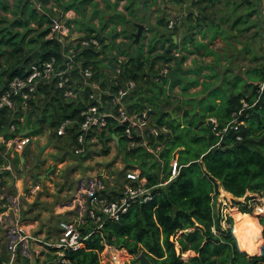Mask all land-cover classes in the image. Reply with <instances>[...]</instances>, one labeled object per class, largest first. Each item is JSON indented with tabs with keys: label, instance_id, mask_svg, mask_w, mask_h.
<instances>
[{
	"label": "trees",
	"instance_id": "trees-1",
	"mask_svg": "<svg viewBox=\"0 0 264 264\" xmlns=\"http://www.w3.org/2000/svg\"><path fill=\"white\" fill-rule=\"evenodd\" d=\"M13 1L14 17H0L1 21H4L0 24V53L8 46L7 51L12 55L10 61L5 58V61L7 60L5 63L0 62V91L7 86L10 77L22 74L30 61L41 60L52 54L60 57L59 41L56 38L45 37L48 26L41 27V30L26 39L27 34L35 29L30 27L29 23L34 20L37 25L42 26L43 22L48 20L46 14L36 10L30 0ZM9 5L7 0H0L1 9L6 10ZM163 20L162 18L161 21ZM15 26H23L24 30L20 31ZM166 39L168 44L162 51L148 55L146 68L145 61L138 58L134 63L128 62V65L124 62L121 71L123 78H133L138 85L140 82L148 83L147 88L151 92H144L142 86L140 88L137 86L127 95V99L133 98L129 103L132 109L151 107L152 117L157 112L156 105L161 98L160 95L164 98L170 95L165 86L167 77L161 75L155 78L158 69L175 58L171 53L174 44L172 38L167 36ZM24 40L27 42L37 40L38 47H25ZM155 47L151 44L149 52ZM82 52L85 61H96L99 50L88 47ZM179 59L182 61L183 58ZM158 61L160 63L155 68ZM260 68H257L259 78L250 84L252 89L249 93L244 89L238 92L226 90L221 97V94H218L220 91L215 88L207 91L205 95L210 94L212 105L207 108L206 116L202 114L197 118L199 114L197 109L185 107L184 114L189 115L185 124L158 118V123L166 124L168 127V131L158 136L161 143L163 142L158 155L147 152L141 145L126 149L124 139L120 138L124 170L137 163L148 184L163 182L171 175L172 154L177 149V172L167 182L153 188L150 200L132 204L117 220H105L99 230L85 239L83 246L67 254L69 263L57 264H101L99 251L104 247V243L116 248L123 247L133 254L144 252L152 264H264V216L259 215L254 220L255 228L259 230L261 239L263 237L262 249L248 255L245 250L238 247L231 227H223L221 224V220L232 223V216L222 210V212L214 210L219 187L236 198H232V205L236 206L240 214L252 209L253 196L247 192H264V88L258 100L244 110L246 115L242 117L245 122L240 126V131L229 130L219 144H215L217 136L207 122V117L213 115L219 124H223L230 118L231 111L240 105L241 97H246L252 102L256 96V84L264 77V63ZM147 70L152 71L153 78L148 77ZM199 70L200 68L194 69L197 72ZM239 77L241 78L240 75ZM197 82L198 80L193 78L190 85ZM175 83L176 81L172 87ZM51 85L52 83L42 85L40 89L44 95L40 102L30 108L29 114L35 113L37 109L36 118L40 121L45 119L48 112L50 126L57 125L66 117L80 119L82 103L64 98L61 91ZM185 95L187 100L190 96ZM205 95L198 98V102H202ZM38 107H41V110ZM39 113L42 114L41 118ZM165 113L168 112L162 111V116ZM119 129V125L110 124L108 133L105 134V130H102L99 137L111 138L110 132H118ZM68 131L67 139L75 143L76 124ZM237 133L241 134L240 139H236ZM160 172L162 173L159 176ZM240 197H244L242 201ZM89 224L92 225V222ZM81 229L83 233L87 231L86 228ZM178 231L180 235L175 236ZM187 250H192L193 254L186 258L182 257L181 254ZM133 264L141 263L136 258Z\"/></svg>",
	"mask_w": 264,
	"mask_h": 264
},
{
	"label": "built area",
	"instance_id": "built-area-1",
	"mask_svg": "<svg viewBox=\"0 0 264 264\" xmlns=\"http://www.w3.org/2000/svg\"><path fill=\"white\" fill-rule=\"evenodd\" d=\"M261 1L263 8L264 0ZM30 2L35 9L47 14L49 27L46 37L56 38L59 41L60 57L52 54L41 60L30 61L24 72L10 77L7 86L0 91V169L11 170L10 159L17 152H22L31 142L32 135L28 132H19L16 121L21 119L23 117L21 114L30 109L36 101L42 99L44 93L40 88L46 83H52L51 86L59 89L64 98L82 103L79 111L80 119L66 117L54 126L55 133L63 135L76 124V142L73 145L76 153H85L90 132L107 131L109 125L113 124L120 126L116 133L124 139L126 149L141 145L147 152L158 155L161 146L158 136L168 131V128L165 124L154 121L151 107L143 106L140 110L129 107L130 101L127 95L136 88L137 81L121 76L122 60L118 59L102 84V80L97 76L96 67L85 61L82 52L84 48L98 45V37L96 35L76 37L73 34L70 19L74 14L71 9L58 4H46L43 0H30ZM183 16V11L174 13L167 18L165 27L173 28ZM177 54V51L173 52L174 56ZM171 66V61L162 65L155 78L165 76ZM256 85V96L252 102L246 97H241L240 105L231 111L230 118L223 124H219L213 115L207 117L211 131L217 136L215 144H219L229 130L240 131V126L245 122L242 117L246 115L244 110L258 100L264 88V77ZM5 114H13L14 118L8 120ZM240 137L241 134L237 133L236 139ZM111 140L114 139L111 138ZM177 168V161L174 160L168 179L148 184L139 166L134 165L124 171V176L129 181L123 184L115 195H104L92 187L85 190V194L74 196L71 202L64 204L66 209L71 211L59 220V233L55 238H44L32 233L19 221L18 216L9 218L6 211L2 210V215L6 217L9 226L6 232L9 238V252L3 264H17V253L23 240L37 244L33 250L34 254L49 253L51 259L56 260L57 263H69L67 254L83 246L85 239L99 230L105 220H117L132 204L150 200L153 196V188L167 182L176 174ZM2 182L0 175V189ZM37 186V184L33 186L31 191H34ZM260 193L262 197L259 202L264 206L263 192H247L253 196L252 205L256 203L254 202L256 194ZM8 205L0 192V207L5 209ZM89 222H92V225ZM82 227L87 229L85 233L82 232ZM13 234H16V238L12 236ZM106 244L109 243H104Z\"/></svg>",
	"mask_w": 264,
	"mask_h": 264
},
{
	"label": "rangeland",
	"instance_id": "rangeland-1",
	"mask_svg": "<svg viewBox=\"0 0 264 264\" xmlns=\"http://www.w3.org/2000/svg\"><path fill=\"white\" fill-rule=\"evenodd\" d=\"M55 3H58V0H52ZM178 1V0H173ZM7 2L10 4L9 8L6 10H3L0 8V17L7 16V17H14V1L13 0H7ZM167 2H172L171 0H138L135 5L139 3L137 9H135L137 16L134 18L136 20L140 19V16H142V13L145 14L142 16L144 19L147 18V11L149 14H153L155 10H158V16L157 18L163 16L162 18H166L167 15H170L171 8L168 5H165ZM261 0H196L192 1L187 6H182L181 4H178L182 6L181 11L184 12V18L181 21L180 25L177 26L180 27L183 35V40L186 37L188 40H190L191 37L196 38L197 42L192 41L190 48L193 52L188 53V58L194 59V63H190V66H195V69L200 68L198 73L195 74V78L198 80V85L190 88L189 92H186L188 90L190 84L193 83V78L189 76H193L194 74L192 72H189L188 74H183V79L175 80L176 83L172 90L170 91V95L166 98H164L162 95L160 100H158V103L156 105L157 112L152 117L154 121L158 122V118H162L164 121H171L181 122L184 123L187 122V119L189 115L184 114V108L188 109H194L198 110L199 114L196 116L197 118L201 116L202 114L206 116L207 108L212 105L210 98V94L205 95L207 91L210 89L213 90V88L217 89L218 94H221V97L223 95V92L227 90L228 92H238L240 90H245L247 93H249L252 89L251 84H253V81H256V78H259V73H257V68H260L263 66L264 63V7L262 8ZM90 3V2H89ZM173 3V2H172ZM151 5L153 6L152 9L150 8ZM156 6H161L160 9H156ZM79 7V8H78ZM196 9V13H192L193 9ZM105 9V8H103ZM151 9V10H150ZM37 10V9H36ZM39 11V10H38ZM106 12L110 11L105 9ZM28 12V11H27ZM40 13H43L39 11ZM138 12V13H137ZM170 12V13H169ZM191 13V14H190ZM46 14V13H44ZM172 14V13H171ZM101 13H94V11H88L86 8L83 9L80 4L77 6V19H76V25L79 30H82V32L88 35L85 36H91V31L94 30L100 38L105 39L104 36H107L110 40L112 39L110 37L111 31H104L102 25V22L100 20ZM47 16V14H46ZM156 18V20H157ZM48 19V16H47ZM148 19V18H147ZM147 21V20H146ZM4 21H1L0 18V24ZM156 24L149 23V27L152 29L143 30L140 43L137 44V42H131L130 38L126 37L124 33H128L131 28L128 26V24L125 23V26L127 28V31H125L120 38L119 47L122 49V51L129 50L133 54H136V59H138L140 50H141V42H143V49L145 50L149 44L154 42V39L158 37L160 32L165 31L167 32V28L162 25L159 21L155 22ZM158 24V25H157ZM88 25L89 29H86L84 31V27ZM192 25V26H191ZM30 27L35 28L34 30L30 31L26 39L30 36H33L36 34L37 31L41 30L45 26L49 27L48 20L44 21L42 26L37 25L36 21H31L29 23ZM42 27V28H41ZM108 27V26H107ZM110 27V26H109ZM15 28L19 29L20 31L24 30L23 26H15ZM114 28V26H111V29ZM156 28V29H155ZM175 28V29H176ZM135 32V30L133 31ZM91 33V34H89ZM132 33V32H131ZM101 36V37H100ZM46 37V35H45ZM47 38V37H46ZM153 40V42H152ZM37 40H34L32 42H27L24 40L25 47L27 46H33V48L38 47L37 46ZM136 43V44H135ZM182 43V42H181ZM193 45V46H192ZM9 47L7 46L6 50H3L2 53H0V62L5 63V58L10 61L12 59V55H9L8 51ZM157 52V51H156ZM172 61V60H170ZM199 62V64L197 63ZM134 63V62H133ZM251 69L249 72V78L251 82H246L244 77L240 78L239 74L243 76L244 70L247 71ZM261 69V68H260ZM1 71V69H0ZM193 71V70H190ZM140 73V72H139ZM148 77L153 78L152 71L147 70L146 71ZM211 74V75H209ZM247 76V74H246ZM249 78H246L248 80ZM153 81V79H152ZM249 84V85H248ZM148 86V83H143L142 88H146ZM183 90V91H182ZM185 91V92H184ZM190 94V97L187 98V95ZM167 95V94H166ZM202 95H205L202 99V102H198V98H200ZM198 97V98H197ZM222 99V98H221ZM219 100V99H216ZM160 103V104H159ZM39 110H41V107H38ZM37 110V109H36ZM35 110V113L37 112ZM162 111H167L168 113H165L163 116L161 114ZM46 116H49V113L46 112ZM34 130L32 132H37L39 130V127L34 126ZM258 130H255L257 132ZM111 140V139H110ZM67 137H63L61 141H58L57 143L60 146V150H58V154H62L64 151L68 149H73L74 143L71 145V147H68ZM70 144V143H69ZM111 145L109 151H113V154L109 162L106 164V167H109L106 172V179L104 180L105 185L107 184H114L116 186H119L123 183L124 178V165L125 163L122 162V157L120 156V153L123 152V148H119L114 143V140H111L109 143ZM93 145V150H97V145L94 143H91ZM106 149V148H105ZM71 151V150H69ZM34 153V152H33ZM33 153L26 154V157L28 159H32L35 161L36 156ZM68 154L71 155V152ZM100 155H106L104 153L102 154H92L88 156L86 159L88 162H85V158H79L77 155L75 158V162H72L75 168L79 169V175L76 177H84L86 174L87 169H90L91 171H95V173L92 175L93 177L99 179L100 175V168L104 166V161L99 158ZM173 155V154H172ZM175 155V154H174ZM97 156V157H96ZM174 157V158H173ZM172 161L175 160L176 155L172 156ZM27 159V161H28ZM13 163V166L15 168L18 167V157H14L10 159ZM119 161L121 163V166L118 167L115 162ZM71 164V165H72ZM137 164V163H134ZM72 165V166H73ZM62 167V166H61ZM63 168V172L61 173V176L63 178H69L68 173L66 172L67 168ZM71 168V167H69ZM121 170V171H120ZM162 172L159 173V176ZM123 174V175H121ZM76 179H72L70 181H75ZM12 193V190H11ZM264 194V192H263ZM261 193L256 194L254 202H259L261 200ZM216 202L214 201V210L219 212H224L230 214L232 216V223H229L226 220H221V224L223 227H231L232 234L235 237V240L237 242V245L240 249L245 250V247L241 244V240H251L254 244L258 242V249H256L253 253L248 252L245 250V252L250 255L254 254L256 252L261 251V247L263 245V237L261 239L259 235V230L255 228L254 220L259 215V213H255L253 211V205L252 209L248 211V213L253 214L252 217L245 216L244 214H240L236 206L232 205V198L231 193L221 190V187L218 188V193L216 195ZM236 199V198H235ZM241 201L243 200L242 197L239 198ZM6 201V199H4ZM62 201L59 202L58 209H62V205H64L67 201L61 199ZM253 202V203H254ZM7 203V201H6ZM9 205H12L11 199H8ZM14 204V203H13ZM219 208V209H218ZM221 208V209H220ZM236 209V212L231 213V209ZM5 209H8L6 206ZM222 210V211H221ZM7 216H9L7 214ZM50 221L52 222L53 230L57 231L59 230V225L57 222V219L55 216L50 217ZM61 219V218H60ZM48 227V223H45ZM1 228H4V226H1ZM48 229V228H47ZM52 230V235L55 234V232ZM3 232V233H2ZM180 231H178L175 236H179ZM178 245L176 242V250ZM115 249L123 250V254L126 255L124 258H120L117 256V259L115 257ZM188 251V250H187ZM8 252H9V246H8V236L6 232L3 230H0V264H3L7 258H8ZM31 256L34 255V251H30ZM186 252V251H185ZM183 252L181 255L182 257L186 258L187 256L193 254V251L185 253ZM37 257V256H36ZM30 255L28 256L24 251L19 250L17 254V261L20 264H29ZM137 258V254H133L127 251L125 248H113L111 245L106 244L104 247L99 251V261L101 264H126V263H132L133 260ZM47 259V258H45ZM44 258L39 257L38 263L43 264Z\"/></svg>",
	"mask_w": 264,
	"mask_h": 264
},
{
	"label": "crops",
	"instance_id": "crops-1",
	"mask_svg": "<svg viewBox=\"0 0 264 264\" xmlns=\"http://www.w3.org/2000/svg\"><path fill=\"white\" fill-rule=\"evenodd\" d=\"M137 1L138 0H58L57 1L58 3H55L52 0H46L44 1V3L58 4L60 6H63L64 8L72 10L74 16L70 19V24L72 26L73 34H75L76 37L88 35V34L84 35L82 30H79L76 25L78 4H80V6H82L83 9L86 8L88 11H94L95 14L101 13L100 20L102 22V25H104L103 27H105L104 31L105 30L111 31L110 37L112 39L110 40L107 36H104L105 39H102V38L99 39L98 35H96L97 33L94 32V30L91 31L92 35H96L99 39V44L91 48L93 50H97V51L99 50V53L96 55L97 60L94 59L96 61H86V62L94 64V66L97 69V76L102 81L105 82L106 76L111 73V68L115 65V63H117L118 59L122 60L123 63L126 62L127 65H128V62H134V61L136 62L137 60L136 54H133L129 50L122 51V49L119 47L118 41H120L121 35L125 31H127L125 23L126 24L129 23L128 26L131 28V30L128 33H124V34L126 35V37L130 38L131 42L134 43L133 35L131 32L136 30V27L134 24L135 22L143 23L144 24L143 30L149 29L150 28L149 23L156 24L155 23L156 21H159L160 23H162L163 26H165L167 18L172 16L174 13L180 12L182 9H184V8H181L183 5L187 6L192 1L196 2V0H178L177 2L179 4H181V1H182V6H180L176 1H173V0H171L173 3L172 2L165 3V5H168L171 8L172 14L169 12L170 15H167L166 18H164V20L161 21L163 16L157 18L158 10H155L153 14H149V12L147 11L146 15L148 19L147 18L144 19L145 17L144 18L142 17L145 14L144 12L142 13V16H140V19L138 20L134 19L137 16L135 9H137L139 5V3L137 4V6L135 5ZM152 7L153 6L151 5L150 8L152 9ZM160 7L161 6H156V9L157 8L160 9ZM103 8L107 10H109L110 8V11L106 12L105 9ZM196 12L197 10L194 8L192 10V13H196ZM183 18L184 16L179 22L175 24L173 28L167 29V32L165 31L160 32L158 37L154 39V42L152 40L153 43L151 44H154L156 47L151 52H149V46L151 44H149L148 47L144 50L142 47L144 43L141 42V50H140V54L138 58L142 61H145V64H144L145 68H146V61L148 59L147 58L148 55L150 53L151 54L156 53V51L157 52L162 51L163 48L167 46L168 44V40L166 39V37L170 36L172 38V42L174 43L172 45L171 53L173 54L174 51L178 52V54L175 55L174 61L173 60L171 61L172 66L176 64V61L179 58H183L182 61L181 59H179L181 65H180V68L177 70V74L184 77L183 74L185 73L188 74L189 72H192L194 75L189 76V77L195 78L194 76L198 72L194 71L195 66L193 67L189 65L191 62L194 64L195 62H193L194 59L191 60V58H188L187 54L193 52L190 49L192 48L190 43L192 41H195L196 43H199V42H197L196 38H193V37H191L190 40H188L185 37L183 40L184 33H182V31L180 30L181 29L180 27H178V30L176 28L177 26L180 25ZM111 26L112 27L114 26V28L111 29ZM86 29H89L88 25L84 27V31ZM142 36H144V34L140 35L137 44L140 43ZM130 58H132V60H130ZM84 59H85V55H84ZM159 63L160 61H158L155 64V68L158 66ZM197 63L199 64V62ZM190 70H193V71H190ZM250 71L251 69L247 71L244 70L245 74H243V76L239 74L242 78L244 77L245 84L248 81L251 82L249 75H248ZM246 78H249V79L246 80ZM167 83L168 81L165 84L166 87H167ZM197 85H198V82L195 85H190L188 88V92L190 88H193ZM137 86H136L137 88H140L141 86H143V84L140 82L139 85L137 83ZM142 90L148 93L151 92V90L148 89L147 87L142 88ZM40 101L41 100H38L36 101V103ZM129 101H133V98ZM30 110L31 109H28L27 111L23 112L21 114V117L22 116L23 117L17 120L16 122H17L19 132H22L26 127L30 128V130L26 132L32 135L31 142L22 150V152H17L15 154L14 157L16 156L18 157V162H17L18 167L17 168L13 166V163L10 160L12 164L11 170L3 171L2 169H0V175L3 181L0 192L4 195V199H6L7 203H8V199H11L12 201V205L7 206L8 209H2L0 207V230H3L4 232H8V228H9L8 221L6 220V217L2 215V210H5L6 213L9 215L8 216L9 218H13V216H18L19 221L23 225H25L29 229V231H31L32 233H35L44 238H55L58 235L59 230L58 232L53 230V227H52L53 220L50 221L51 220L50 217L55 216V218L57 219V222H59L60 218L66 216V214H68L71 211V210H67L66 209L67 207L65 205H62L63 207L62 209L57 208L60 206L59 202L62 201L61 199H63V201L68 200L67 202H71V199L74 198V196L85 194L86 193L85 190L92 188V187L96 188L98 192L104 195L112 196V195H115L117 191L121 188V186L125 184L126 182H128L129 180L126 179L124 176L123 183L119 186H116L114 184L105 185L104 183V180L106 179L105 177L106 172H107V169L109 168V167H106V164L109 162L110 157L114 155L113 151H109L111 147V145L109 144L111 142L110 139L113 138L116 146L120 148L119 146L120 137L115 131L110 132L111 138L104 137L103 139L99 137V133H100L99 130L90 132V134L88 135L87 147H86V151L84 154L76 153L71 147L73 143H71L68 140L70 143V144L68 143V147H71V149L64 151L60 155L57 152L58 150H60V146L57 142L61 141L63 137H66L69 131H66L65 134L63 135H57L55 133L54 126L49 125L50 116H46L44 120L38 121V119L36 118V113L29 114ZM38 115H39V118L42 117L41 113H39ZM5 117L8 120H12L14 118V115L13 114L6 115ZM33 124L34 126L36 124V126L39 127V130L35 133L32 132L34 130ZM3 133L6 134L4 131ZM107 133L108 131H105V134ZM91 143H94L95 145H97V150H93V147H92L93 145H91ZM160 145L161 146L158 152H160L163 146V142ZM104 149L107 151H103ZM176 150L173 152L172 156L176 155L177 157ZM69 152H71V155L68 154ZM29 153L35 154L36 156L35 161H33L32 159L30 160L26 157V154H29ZM98 153L106 154V155H100L99 158H97V159L102 158V160L104 161V166L100 168L99 179L92 176L95 173V171H91L90 169H87L84 177L76 178L80 173H79V169L74 167L75 164L74 165L72 164V162H75L74 160L75 158L73 157H76L77 155L79 158L80 157L85 158L84 163H86L88 162L86 159L88 156L92 154H98ZM120 156L122 157L121 159L123 160L122 162H124L123 152L120 153ZM0 161H1V158H0ZM115 164L118 167L121 166V163L119 161H116ZM134 165H137V164H134ZM61 166L65 167V169L68 167L66 172L68 173L69 178L67 177L63 178L61 176V173L63 172V168ZM74 178L76 179L75 181H70ZM36 184L38 186L35 188L34 191H31V188H33V186H35ZM11 190H12V193H11ZM46 222L49 224L48 227L45 224ZM1 226H4V228H1ZM52 230L55 232V234L53 235H52ZM12 236L16 238V234H13ZM36 246H37L36 243H34L33 241H29V240H26V241L23 240L20 243L19 250L24 251L28 256L30 255L29 264H31V258L33 256V255L31 256L30 251L33 252ZM188 251H192V250H188ZM34 255L35 257L37 256L36 257L37 261L39 257H43L45 261L51 258V254L49 253H45V254L43 253L40 255L34 254ZM17 264H20V263L17 261Z\"/></svg>",
	"mask_w": 264,
	"mask_h": 264
},
{
	"label": "water",
	"instance_id": "water-1",
	"mask_svg": "<svg viewBox=\"0 0 264 264\" xmlns=\"http://www.w3.org/2000/svg\"><path fill=\"white\" fill-rule=\"evenodd\" d=\"M136 26V30L135 32H132L133 35V40L134 42H138L140 34L142 32V29L144 28V24L140 23V22H135L134 23ZM180 60L178 59L176 61V64L174 66H171L169 68V70L165 73V76L168 79V83H167V89L168 92L171 91L172 88V84L175 80L177 79H183V77L179 74H177V70L180 68ZM30 128H25L22 133H25L26 131H29ZM137 259L140 261L141 264H152V262L150 261V259L148 258V256L144 253V252H139L137 254ZM57 264L56 260H52L51 258H49L48 260L45 261L44 264ZM31 264H40L37 262L35 255L32 256L31 258Z\"/></svg>",
	"mask_w": 264,
	"mask_h": 264
},
{
	"label": "bare ground",
	"instance_id": "bare-ground-1",
	"mask_svg": "<svg viewBox=\"0 0 264 264\" xmlns=\"http://www.w3.org/2000/svg\"><path fill=\"white\" fill-rule=\"evenodd\" d=\"M221 190H222V187H221ZM253 211L255 213H263L264 212V206L262 205L261 202H256L253 204ZM236 212V209H231V213L233 215V213ZM245 216H248L249 218L252 217L253 214H250L248 212H244L243 213ZM241 244L245 247V250H247L248 252L250 253H253L256 249H258V242L256 244H254L251 240H241L240 241ZM123 250H121V252L119 250H116L115 249V257L117 259V256L120 257V258H124L126 257L125 254H123L122 252ZM188 252H191V251H186L185 253H188Z\"/></svg>",
	"mask_w": 264,
	"mask_h": 264
}]
</instances>
